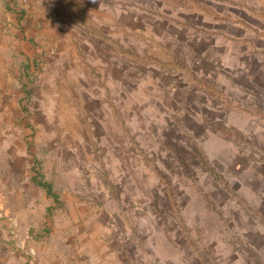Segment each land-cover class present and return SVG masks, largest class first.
<instances>
[{"label": "rangeland", "instance_id": "obj_1", "mask_svg": "<svg viewBox=\"0 0 264 264\" xmlns=\"http://www.w3.org/2000/svg\"><path fill=\"white\" fill-rule=\"evenodd\" d=\"M37 1L0 33V264H264V26Z\"/></svg>", "mask_w": 264, "mask_h": 264}, {"label": "crops", "instance_id": "obj_2", "mask_svg": "<svg viewBox=\"0 0 264 264\" xmlns=\"http://www.w3.org/2000/svg\"><path fill=\"white\" fill-rule=\"evenodd\" d=\"M41 1L43 2L44 0H38L37 2L39 3ZM79 1L86 2L88 0H62L63 9L64 8L68 9V8H70L69 6L71 5V3L75 4V3H78ZM94 1L100 2V0H94ZM15 3H16V0H0V33H2V34H8V32H10L9 31L10 25H9L8 21H11V20H9L11 18L13 19V16L15 13L14 12V9H15L14 4ZM54 3H52L53 7H51V9H50V13L53 12L55 14L58 10L57 9L58 6L54 5ZM45 6H46V4L44 5L43 9L47 13L48 9ZM1 10H3V12H1ZM263 13H264V0H256V1H254V0H234V34L237 35V34L242 33V32L245 33V31H248L253 26H256V28L258 27L257 29H263L264 24L261 23V21L259 20L261 17L263 18V16H264ZM45 15L47 16V14H44V16ZM57 17H58V15L55 14L54 18L53 17H50V18L52 21L56 22L55 18H57ZM44 19H47V17H44ZM42 21H43V19H42ZM57 21H58V19H57ZM28 22H29V20L27 21V23ZM47 31H50V33H52L53 31L58 33L59 27L56 25V23H54V25H50L49 27L45 26L42 30H39L38 33L43 34ZM4 38L5 37L3 36L2 39H4ZM81 42H82V45H84V46L86 45L85 42H83V41H81ZM12 43H14V42L11 41L10 45ZM26 44L27 43H25V44L22 43V46L26 47ZM27 47H28V44H27ZM241 47H242V49L244 48L243 52L249 50V47L246 45H242ZM0 48H1V46H0ZM240 56L242 57V55H240ZM27 59L30 61L29 57L28 58L26 57L25 61H27ZM56 62H58V61H56ZM59 65H60V63H59ZM50 71H51L50 69H48V70L46 69L45 72H46V74H48V73H50ZM55 73H56V70L54 71L53 74H55ZM22 78H23V76H22ZM92 91H94L95 93L97 92L96 89L95 90L92 89ZM56 92H59V90H57ZM56 98H59V95ZM40 177H41V175H40ZM38 178L39 177L37 176V177H33V179H32V182L35 184V186L38 185L37 187H39L43 191H45L46 194L51 195L53 193V190L51 191L50 183H48L47 181H37ZM42 184H44L48 187V189H47L48 191L46 190V188H44L42 186Z\"/></svg>", "mask_w": 264, "mask_h": 264}, {"label": "trees", "instance_id": "obj_3", "mask_svg": "<svg viewBox=\"0 0 264 264\" xmlns=\"http://www.w3.org/2000/svg\"><path fill=\"white\" fill-rule=\"evenodd\" d=\"M42 186H43L44 188H46V190L48 189V187H47L46 185L42 184ZM47 191H48V190H47Z\"/></svg>", "mask_w": 264, "mask_h": 264}, {"label": "clouds", "instance_id": "obj_4", "mask_svg": "<svg viewBox=\"0 0 264 264\" xmlns=\"http://www.w3.org/2000/svg\"><path fill=\"white\" fill-rule=\"evenodd\" d=\"M93 2H94V0H93Z\"/></svg>", "mask_w": 264, "mask_h": 264}]
</instances>
